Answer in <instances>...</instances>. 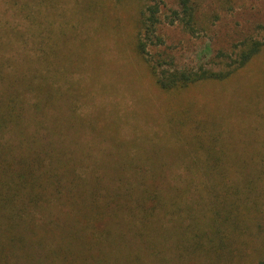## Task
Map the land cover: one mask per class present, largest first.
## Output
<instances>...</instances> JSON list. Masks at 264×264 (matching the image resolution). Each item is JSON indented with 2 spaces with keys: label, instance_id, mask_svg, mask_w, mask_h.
Here are the masks:
<instances>
[{
  "label": "rangeland",
  "instance_id": "rangeland-1",
  "mask_svg": "<svg viewBox=\"0 0 264 264\" xmlns=\"http://www.w3.org/2000/svg\"><path fill=\"white\" fill-rule=\"evenodd\" d=\"M192 2L190 30L172 14L178 0H0V75L32 73L53 87L45 116L25 95V131L36 115L43 127L34 137L50 139L54 128L56 158L73 161L48 196L21 189L14 208L0 207V264H250L264 247V49L228 79L166 92L131 45V18L144 5L158 8L160 41L146 50L162 69H224L264 40V0ZM57 53L68 57L51 64ZM0 142L15 159L34 154L11 129ZM229 179L240 261L198 235ZM232 229L219 231L234 240Z\"/></svg>",
  "mask_w": 264,
  "mask_h": 264
},
{
  "label": "trees",
  "instance_id": "trees-1",
  "mask_svg": "<svg viewBox=\"0 0 264 264\" xmlns=\"http://www.w3.org/2000/svg\"><path fill=\"white\" fill-rule=\"evenodd\" d=\"M130 5L132 6V4ZM178 5V11H172L174 18L179 20L188 29L193 30L195 27V10L192 0H178ZM157 11V5H144L143 8L138 10L137 17L132 15L131 20L134 19V25L131 45L135 48V52L139 56V59L147 66L154 82L163 91H181L207 82H220L228 79L244 69L248 62L264 49V40L250 41L246 47L237 54L236 58H232V56L228 57L229 62L225 64L227 68L219 70L203 67L197 70L162 69L161 65L157 63L158 61L153 62L147 57L148 53L146 50L148 44L153 42L152 37L156 38L155 40L157 43L160 41V37L155 34L156 26L159 22L156 15ZM170 22H173V19ZM156 42L154 41L155 44ZM53 56L54 57L51 58L50 55V58L53 59H50V62L51 64L57 65H59V61H61L64 56L68 57V55H59L58 53ZM43 59L48 61L49 55L44 56ZM34 76L35 75L32 73L25 72H20V74L7 73L0 75V132H3L6 128L11 129L17 141H24L20 144L19 149L21 147L24 148L23 144L26 142L24 145L30 146L28 151L32 150V153H34L30 159L20 160L19 157L15 159L11 151L13 146L8 143L2 144L0 142V207L6 212L9 208H14L11 202L17 191L23 189L24 192H27L28 196L32 194L36 196L39 194L48 196L47 190H52L51 187L56 184L63 170H65V173L73 172V168L70 165V163H73L71 159L64 161L56 158L59 154V147L57 141L54 139V128L50 127L45 130L48 134L53 135L50 139H40L42 135L38 138L34 137L40 134L41 130L38 126L43 127L42 122H40V119H38L36 115L45 116V109L48 107L51 108L54 105L53 87L51 83H43L40 79L35 80ZM27 93H33V95L37 96V100L34 102V105H32L33 114L36 115L33 119V126H30V128H33L29 130L30 132L25 131L27 128H25L26 123L24 119L26 112L29 110V108L24 105V97ZM52 123L51 120L50 124ZM26 133H28V135ZM9 153L11 154L10 156L8 155ZM214 158L216 164L213 165L216 168L218 163L217 160L219 159L215 156ZM44 161L48 162V167H44ZM64 164L65 167L62 168ZM36 172L39 174H35ZM47 182H49L50 186L44 187L43 184ZM223 183L225 184L219 186L214 193V206L212 205V208L206 207V210H208L211 215L209 217V222L212 223L206 231L198 235L203 236L204 243H209V249L212 246V242L218 241L222 252H224L225 248V257L235 258L236 261H240L241 258H243L244 252L241 251L239 247V242H242L240 227L243 226L239 223V220L242 218L240 219V205L237 203L239 197L238 187L230 179L223 181ZM48 187H50V189ZM84 190L87 191L86 188H84ZM205 204L206 206L210 205L208 202ZM10 218L9 216V225L13 223V221L10 222ZM89 220L88 216H86L83 222L86 223V221ZM92 223L95 224L94 221H92ZM224 225L233 228L232 234L235 237L234 240L231 238L228 239V234H221V230L219 231V229ZM196 233L197 232H195V234ZM211 233H216L217 237H212ZM36 240L40 242L41 238L37 237ZM253 255V262L250 264H264V247L254 252Z\"/></svg>",
  "mask_w": 264,
  "mask_h": 264
}]
</instances>
